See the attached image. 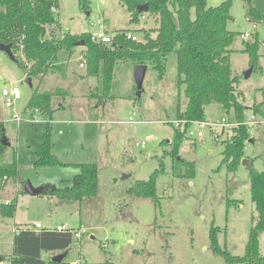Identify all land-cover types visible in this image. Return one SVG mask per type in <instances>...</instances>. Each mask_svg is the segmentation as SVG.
Here are the masks:
<instances>
[{
  "label": "rangeland",
  "instance_id": "1",
  "mask_svg": "<svg viewBox=\"0 0 264 264\" xmlns=\"http://www.w3.org/2000/svg\"><path fill=\"white\" fill-rule=\"evenodd\" d=\"M87 1L88 9L82 10L78 0H59L54 13L58 23L48 27L47 36L92 32L98 17L108 32L128 31L137 40L145 34L155 36L154 15L141 12L136 21H130V13L120 0ZM255 1L264 13V0ZM220 2L207 0V5ZM230 14L227 28L247 34L244 38L237 34L234 46L241 47L243 39L247 41L255 32L260 40L258 63L248 76L244 75L251 68L246 53L233 52L229 63L238 79L235 89L246 117L255 114L249 126L251 138L244 144V159H252L254 168L262 171L264 21L254 26L244 0H232ZM84 52L83 45L75 46L73 54L54 61L55 67L44 77L32 76L30 86L26 73L0 51V122L7 142L0 160L15 161L18 170V177L9 178L0 188V204L16 203L13 217L0 214V264H26L12 261L13 231L32 229L35 223L41 225L38 230L64 225L80 233L73 236L66 257L57 264H226L210 248L212 224L218 227L220 247L232 255H243L256 210L245 164L241 161L234 173L221 164L223 141L235 126L232 109L216 102L204 106L205 125L199 128L192 122L179 148V157L194 164V176H179L187 169L174 164L170 142L177 106L183 109L186 98L183 86L176 84L175 56L167 58L162 79L151 63L146 64L139 95L133 75L136 63L118 61L112 89L107 97L100 98L99 78L86 74L84 59L80 65ZM12 84L20 87L22 96L12 107H6L1 90ZM33 90L54 93L50 120L26 107ZM96 90L98 96L91 97ZM253 106H259V111ZM221 118L231 126L223 127ZM47 122L51 126V152L65 165L34 166L33 150L42 140ZM199 130L202 136H197ZM160 162L163 172L156 179L158 202L129 191L135 181L146 180L158 169ZM76 163L96 164L95 196L75 201L24 192L26 181L33 187L68 186L78 173ZM259 249L264 256V231L259 234ZM52 252L41 253L42 264H53L49 258L57 253Z\"/></svg>",
  "mask_w": 264,
  "mask_h": 264
},
{
  "label": "trees",
  "instance_id": "2",
  "mask_svg": "<svg viewBox=\"0 0 264 264\" xmlns=\"http://www.w3.org/2000/svg\"><path fill=\"white\" fill-rule=\"evenodd\" d=\"M58 1L0 0V43L10 46L11 59L26 73L27 78H42L48 71L53 70L54 61L70 57L74 52L75 43L83 40L85 52L82 59L86 62V74L99 78V97L102 98L107 97L112 89L114 66L118 61L151 63L158 78L162 79L167 58L174 55L176 84L178 87L183 86V95L186 98L183 109L177 106L176 125L173 127L170 142V154L174 164H181L187 169L186 173L178 175L190 178L194 176V164L179 157V148L191 123L205 119L204 106L216 102L226 110L232 109L238 125L231 127V135L223 141L221 164H225L226 170L232 173L237 170L241 161L245 164L250 180V199L256 210V221L249 229L243 255H232L220 247L217 240L218 227L213 224L208 233L210 248L214 253L221 255L226 264H264V256L260 254L259 249V234L264 231V170L255 169L252 159H244V144L251 135L249 127L244 123L245 107L235 89L238 79L232 75L229 63L230 46L238 34L227 28V22L231 19L232 0H223L216 6H208L207 0H120L130 13V21L138 19L140 12L137 11V6L147 3V12L156 17L155 36L145 34L141 40L131 41L124 39L122 34H117L109 45L91 40L88 32H63L60 37L47 36L48 27L58 23L52 11L53 7L58 6ZM78 1L82 10L88 9L87 0ZM244 1L249 19L256 23L261 21L263 17L252 5L251 0ZM259 45L257 33L251 34L250 39L244 41L242 51L248 55L252 69L258 63ZM15 52H18V55ZM53 94L49 91L33 90L26 107L38 110L50 120L53 113ZM90 96H98L97 90L91 92ZM253 109L257 112L260 108L253 106ZM180 124L181 128L178 127ZM3 134L4 127L0 122V159L6 149V145L1 141ZM33 153L36 156L34 166L66 164L51 152L49 122L45 124L42 140L35 146ZM75 166L78 173L73 176L68 186L57 188L46 184L43 185V193L58 199L75 201L95 196L96 164L76 163ZM162 172L163 163L160 162L158 169L146 180L135 181L129 191L137 196L151 197L158 202L156 179ZM17 177L15 161L8 163L0 160V188L9 178ZM15 211V201L0 204V214L3 217H13ZM72 239L73 234L69 230L16 229L12 239V261L42 264L43 251L68 252ZM49 263L57 264L51 258Z\"/></svg>",
  "mask_w": 264,
  "mask_h": 264
},
{
  "label": "built area",
  "instance_id": "3",
  "mask_svg": "<svg viewBox=\"0 0 264 264\" xmlns=\"http://www.w3.org/2000/svg\"><path fill=\"white\" fill-rule=\"evenodd\" d=\"M52 11L55 13L56 8L53 7ZM256 22H253L254 26H255ZM94 25V30L92 32H89L90 34V38L91 40L97 42V43H101V44H105V45H109L110 43L113 42L114 37L117 34H122L123 38L126 40H131V41H137V36L134 33H130L128 31H114V32H108L104 26V20L100 17L96 18L95 22H93ZM256 27V26H255ZM241 36L245 37L247 36L246 33L241 34ZM82 59V57H81ZM83 60V59H82ZM84 62V60H83ZM83 62H80V65H83ZM1 95L4 98V104L6 107H12L14 102L19 99L22 96V92L21 89L18 85L16 84H12V85H8L7 87L2 88L1 90ZM131 119V117H130ZM255 120V116L253 114H250L249 116H247L245 118L244 123L245 124H251L253 123ZM198 124L199 128H202L205 125V121H194ZM221 122H224V119H221ZM233 125H238V123L236 121L233 122ZM203 133L199 130L197 132V136H202ZM143 146V144H142ZM5 180V178L3 179ZM41 225L39 223H35L34 225V229L38 230V228H40ZM56 230L58 231H70L73 236H79V232L78 230H74V229H70L67 226L64 225H57L55 227ZM83 232H85V229H82V234Z\"/></svg>",
  "mask_w": 264,
  "mask_h": 264
},
{
  "label": "water",
  "instance_id": "4",
  "mask_svg": "<svg viewBox=\"0 0 264 264\" xmlns=\"http://www.w3.org/2000/svg\"><path fill=\"white\" fill-rule=\"evenodd\" d=\"M137 11L138 12H147L148 11V5L147 3H144V4H140L137 6ZM88 14V12H87ZM77 45H83L84 46V41L83 40H80L78 42L75 43V46ZM0 51H4L6 52L9 56L12 55L11 53V49H10V46L9 45H6L4 43H0ZM251 69L252 68H249L245 73L244 75L245 76H248L251 72ZM145 71H146V64H136L135 67H134V72H133V75H134V80H135V84H136V89H137V95L140 94V90H141V87H142V82H143V78H144V74H145ZM28 84L31 86V80L30 78H26L25 79ZM1 141L4 145H7V142H6V139L4 137V134L2 135L1 137ZM23 190L24 192H27L29 194H32V195H37L39 193H43L44 191V187L43 186H39V187H33L29 181H26L23 185ZM67 255V251H62V252H59L55 255H53L51 257V260L53 262H56V263H60L63 261V259L66 257Z\"/></svg>",
  "mask_w": 264,
  "mask_h": 264
},
{
  "label": "crops",
  "instance_id": "5",
  "mask_svg": "<svg viewBox=\"0 0 264 264\" xmlns=\"http://www.w3.org/2000/svg\"><path fill=\"white\" fill-rule=\"evenodd\" d=\"M221 1H223V0H221ZM251 2H252V5L261 13V15H262V20L261 21H259V23H261L262 21H264V13L262 12V10H261V8H260V6H258V4L256 3V1L255 0H251ZM229 29V28H228ZM230 30V29H229ZM255 33H257L258 34V32H255ZM241 34H243V33H241ZM240 34V32L238 33V35H241ZM243 39V38H242ZM234 41H235V38H234ZM234 41H233V43H232V45L230 46V53H229V59H230V55L233 53V52H236V51H241V52H243L242 51V49H243V47H244V39H243V41H242V45H241V47H236V46H234ZM230 62V61H229ZM1 77V76H0ZM30 80H31V78H30ZM39 92H41V91H39ZM66 92V91H65ZM67 93V92H66ZM31 96V95H30ZM30 98V97H29ZM27 104V103H26ZM185 105H186V100H185ZM41 186H43V185H41ZM49 215L51 214L50 212L48 213ZM34 229V228H33ZM46 229H48V228H46ZM16 230V229H15ZM14 233H15V231H13ZM13 236H14V234H13ZM13 239V238H12ZM49 252H51V251H49ZM52 253H58V251H54V252H52ZM68 253V252H67Z\"/></svg>",
  "mask_w": 264,
  "mask_h": 264
},
{
  "label": "bare ground",
  "instance_id": "6",
  "mask_svg": "<svg viewBox=\"0 0 264 264\" xmlns=\"http://www.w3.org/2000/svg\"><path fill=\"white\" fill-rule=\"evenodd\" d=\"M243 37V36H242ZM244 38V37H243ZM251 114H253L255 116V114L252 112ZM221 119H224V118H221ZM224 122H225V119H224ZM224 122H221V125L224 127V126H231L230 123H227L228 125H226V123ZM248 127L251 125V124H246Z\"/></svg>",
  "mask_w": 264,
  "mask_h": 264
}]
</instances>
